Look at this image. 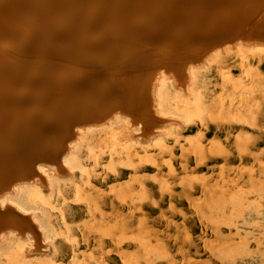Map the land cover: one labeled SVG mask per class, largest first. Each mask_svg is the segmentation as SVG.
<instances>
[{
    "label": "bare ground",
    "instance_id": "6f19581e",
    "mask_svg": "<svg viewBox=\"0 0 264 264\" xmlns=\"http://www.w3.org/2000/svg\"><path fill=\"white\" fill-rule=\"evenodd\" d=\"M260 1L261 0H11V3L6 5V9L8 10V12H10V10L12 12L14 11L13 13H15L16 15H23L24 20L22 18L15 17V14L13 13L8 14L9 16H11L10 18L8 17L6 20H3L2 18L4 16L2 17V11L0 10V19H2L0 20V68L3 69L2 71H0V97L12 96L14 90L10 80L16 78L19 75V72L22 69L20 67L23 65L22 58H26V56H30L29 53H33L32 55H35L34 58L36 59L34 65L33 63L31 65H28L29 63L27 62L24 63L29 66V76L32 77V79H36L37 83L35 82L34 85L33 83L30 84V82H28L29 84H25L22 95H25V93L27 92L34 91V94L38 96L36 99V103H40V101L43 99L42 101L47 102V104H54V106L52 107L53 110L49 109V112H47V109L45 110V112H43L44 117L45 114L46 117H48L45 120L49 124L56 125L53 126V128H57V133H53L54 135L52 137L50 136L51 139L48 137L49 140L46 144H35L36 146H33V148L36 151L34 150L31 152L23 153L21 156H17L16 159L12 161V158H8L5 148H3L5 145L7 146L6 141L13 140L14 138L18 139L24 134L26 138L28 135H33V130L36 127L34 125L35 119L33 120V123L31 121H28L23 129H19V126L16 125L17 122L11 124L9 120L6 119L8 113L12 111L11 107H8L7 102L4 100V102L0 104V237H5L7 241L9 239L15 240L18 249L17 253L19 254V256V250H22L23 256L24 253H26L28 257L34 256V254L39 253L45 246L43 241H41L42 237L43 239H45L44 241H46V238H50L53 240L54 237L53 232L48 231L49 229L42 222V217L44 216H38L36 211L33 210L34 207L32 203L37 198L45 197L46 191L44 188H47V190L50 188L52 189V192H54L53 190H57V193H60V196L65 199L68 194L66 193V188L62 187V184L66 185L64 181L71 179L72 181L70 183L74 184L72 186H75L74 191L77 194H81V190L86 189V187L85 189L82 187L86 186L84 185L85 183L87 184V187H90L94 180H96L93 178L95 176H91L93 173H95L96 167L94 168V170L92 169L93 171H91L90 166V169H88L87 166L90 158L93 159L95 156L96 159L99 160L97 161L98 163L106 153L113 154V151H117V146L122 145L123 148L129 147L133 142L128 145L129 142L127 140H132L131 138L134 137H137L136 139H138L139 142H146L147 145L150 143L149 145H151L152 147L151 141H157V143H159L162 134H165L166 132L173 134L175 129L172 132V129L169 127L170 124L168 123L169 120L171 121L172 119L168 120L167 115L173 114L177 117L183 118V116L181 115V110H183L181 109V105H184V102H191L187 98L188 92H186V89L184 91V88L186 87L184 86L186 85V81L190 82L188 83V85L190 84V94L196 93L192 98V102L193 100H199L201 94H204L202 93L203 89H201V87L205 86L206 82L207 84L208 82H210V80L207 79V70L210 69V64L213 61L215 63L219 60L222 61L221 58H219L221 55H226L233 50H237L242 53L252 52L258 55L263 54L264 0H262L263 2H261V4L259 3ZM106 6L107 9L105 8ZM3 14L6 15L4 12ZM92 21H105L103 23V26L101 27V30L103 32H100V36L106 34V32L108 33V35L106 38V45L102 43L104 47V50L102 51H96L93 49L98 48L99 46H93V48H91L87 44L88 38L85 33H93L90 32L91 25L94 23ZM3 27H9L13 29L12 33L10 34L8 30H2ZM112 33H119V40L115 36L112 37ZM114 45H117L120 48H127L128 46V49H131L132 51L130 62L127 65L128 67L121 72H112L116 69H113L112 67H106L105 64L99 63L101 60H107L110 62L116 60L113 51L117 47L115 48ZM62 47H64V49L66 48L65 51L67 52L69 50L72 51V53L76 56L74 57L75 59H68L65 56L66 53L64 55H61V52H59L61 50L57 49H62ZM31 48L35 49V51H33ZM190 49H195V54L192 56L193 59L183 61L184 51ZM175 53H177L176 56ZM42 54H48L51 55V57L42 58ZM25 64L24 66H26ZM239 64L237 63V65ZM200 69H205L203 71L204 76L202 78L199 77L201 74H198V71ZM103 71H110L112 73L106 72V74H103ZM222 73L224 79H230L231 71L225 69V71H222ZM49 84H54L55 88H51L54 89L53 93L51 92L52 94L44 99V96L49 93L50 88L48 87V89H42L41 87L43 85L46 86ZM33 86L36 87V90L31 89L33 88ZM220 86L222 88L223 84ZM210 91L211 93H213L212 89H210L209 92ZM104 98L107 101L99 102L100 99ZM212 100L215 99L212 98ZM33 102L30 103L32 104ZM39 106L42 110L43 108H41V106L44 105ZM78 109L83 111L85 114H80L78 112ZM90 110H93L92 113L96 112V115H93V117H95L94 119H91L92 113H90ZM33 112L34 110L31 109V107L28 108V115H31ZM81 115L86 116L81 118ZM25 117L26 114H24V118ZM37 117L43 116L37 113ZM190 123L191 121L188 124ZM179 126L181 125L179 124ZM45 127H43L40 136L45 134V132L47 135L50 134V132L47 133L48 128H46V131H44ZM102 127H108V129L114 128L109 129L111 131H108L111 133V137L110 135L104 136L105 134L103 135L104 137L97 136L98 139H95H97L98 142L93 147L89 146L86 154L87 157H83L81 152L79 153L80 144L78 146L77 139L83 140V136L85 133H88V131L90 130L94 131V129H96L98 132V130H100ZM183 127L187 128V124ZM227 127L230 131L234 129V126H231V124H227ZM206 132H208V129ZM47 135H43L44 140L42 141V143L46 142L47 139L45 136ZM122 136L124 137L125 141H122ZM178 140L176 141L179 142L180 140ZM28 141L30 143H33L35 140ZM185 141L187 140L185 139ZM181 143H179L180 146L182 145ZM135 144L136 143H134L133 145ZM140 144H138V147ZM156 144L155 146H157ZM164 144H166L167 146V143ZM135 146L137 147V145ZM98 148L101 150H99V156L97 155V152H95V150L98 151ZM148 148L146 147L144 150L147 151ZM134 149L136 150V148ZM170 149L172 148L170 147ZM82 150L83 149H80V151ZM98 166H100V163L98 164ZM220 166L224 167V165L221 164ZM103 168H105V166H103ZM226 169H228V167ZM107 171L105 168V172ZM120 171L118 172L119 174H114L111 176L104 173L103 179L100 182L102 183V185H106V183H109L111 180L120 179L124 175V171ZM98 176L100 175L98 174ZM223 179L224 178H222V180ZM83 182L85 183L83 184ZM114 185L116 186V184L113 183V186ZM94 186L95 185H93V187L91 188L93 189ZM117 188L119 187L117 186ZM97 190H99V186ZM116 191L119 190H115V192ZM54 193H52V195ZM93 194L95 195V192ZM87 195L88 194H86L85 196ZM104 195L105 194L103 193V196ZM104 199L103 203L101 202L102 208L104 210H110L111 213H114L113 216H115L116 218V214L121 209H119L121 205L117 206L118 204H115L116 200L114 202V200L112 199ZM92 201L91 203H93ZM38 202L40 203L39 200ZM222 202L221 204L224 203ZM89 204L87 206H91V204ZM97 205L99 206V204ZM92 209L95 210L96 207H92ZM92 209L91 211H93ZM43 210L45 209H43L42 207V212ZM45 213L46 212L44 211L43 214ZM94 213L92 212V214ZM225 213L223 212V214ZM108 214L107 211L101 213V219L104 221V223L109 216ZM231 216H233V214ZM90 217L91 216H89V218ZM46 218L48 217L46 216ZM94 218L97 219V217ZM102 220L101 222H103ZM113 220L115 219L113 218ZM168 221L170 222V220ZM255 223H258V220L257 222L255 221ZM112 226L111 228H113ZM114 226H116V223L114 224ZM105 228L107 227L105 226ZM116 237H118V235H116ZM249 237L246 236V238ZM113 238L115 237L113 236ZM179 239L180 238H178V240ZM239 239L241 240V238ZM256 239L257 238L253 240L256 241ZM100 240L102 239L100 238ZM102 242H104V240H102ZM259 242L260 240L258 241V244ZM242 244L243 243H241V245ZM54 245L57 246V244L55 243ZM179 245L181 246L180 243ZM235 250L237 251V249ZM43 252L45 251L43 250ZM63 253H65V251H63ZM216 253L218 254V249ZM191 254H193V252H191ZM49 255L51 256V252ZM232 258L234 259V257ZM63 259H65V257H63ZM167 259L172 260V258ZM174 261L171 262L174 263ZM183 261H185V259H183ZM228 262L229 264L231 263L230 261ZM23 263L25 264L26 262ZM42 263L44 264V262ZM101 263L102 260L101 262H99V264ZM105 264H107V262ZM115 264L118 263L115 262ZM167 264H169V262ZM187 264L189 263L187 262Z\"/></svg>",
    "mask_w": 264,
    "mask_h": 264
},
{
    "label": "rangeland",
    "instance_id": "374dc122",
    "mask_svg": "<svg viewBox=\"0 0 264 264\" xmlns=\"http://www.w3.org/2000/svg\"><path fill=\"white\" fill-rule=\"evenodd\" d=\"M261 2L263 1L261 0L259 3L261 4ZM9 3H11V0H0V10L2 11V17L4 16L2 18L3 20H6L8 17L10 18L11 16L8 14L14 12L11 10L8 12L6 9V5ZM105 8H107V6ZM3 12L6 15H4ZM15 17L23 19V15L21 16V14H15ZM104 22L105 21L101 22V24ZM93 24L91 25V32H93ZM96 24H98V28L103 26L99 25L98 21H96ZM2 30H8L11 34L13 29L3 27ZM114 36L119 40V33H112V37ZM114 47H117L113 51L116 60L112 62L101 60L99 63L105 64L106 67L116 69L112 72H121L128 67L127 65L130 62L132 51L131 49H128V46L127 48H120L119 46L114 45ZM177 53H175V56ZM229 53H227L228 55L226 54L227 56L223 54L219 57L222 61L219 60L216 63L213 61L210 64L211 67L207 70V79H209L210 82H208V84L206 82L205 86L201 87V89H203L202 93L204 94H201L199 100H193L192 102V98L196 93L190 94V84L188 85L190 82L186 81L184 91L186 89V92L189 93H187V98L191 102H184V105H181V109H183L181 110V115L183 118L177 117L173 114L167 115L168 120L172 119L168 122L170 124L169 127L172 129V132L174 129L176 130H174L173 134L169 132L170 136L167 132L162 134L160 138L161 142L160 140L159 143H157V141H151L152 147L149 145L150 143L148 146L146 142H139V140L136 139L137 137H134L131 138L133 141L130 139L127 140L129 142L128 145L133 142L131 144L132 146L130 145L131 147L123 148L122 145L117 146V151H113V154L106 153L107 155L105 154V156L101 158V161L103 160L102 162L100 161L97 163L99 160L96 159L95 156L93 159L90 158L88 162L89 164L87 163L88 169L91 168V171H93L96 167L95 173H93L94 175H91L92 177L95 176L93 178L96 179L92 183L95 185V189L93 188L94 190L91 188L93 187L92 184L90 187H87V184L83 182L86 186L82 187L84 189L86 187V189L81 190V194H77L74 191L75 186H72L74 184L70 183L72 180L69 179L64 181L66 185L62 184V187L66 188L67 192H65L68 194H66L67 197L63 199V197L60 196L61 194L57 193V190H53L54 193L52 192V189L49 188L47 190V188H44L47 193L44 191L45 197L37 198L32 203L34 207L33 210L36 211L38 216L41 215V217H45H42V222L47 226L49 229L48 231L53 232V240L46 238V241H44L45 239L42 237L41 241L45 244L42 249L45 252L41 250V253H36L34 256H31V258L24 252L23 256L22 250H19V256L15 240L9 239L7 241L5 237H0V264H24L23 262L28 264H43L42 262H44V264H99L101 260V264H105L106 262L107 264H115V262L118 264H167L168 262L169 264H174L175 262L177 264H183V262L184 264H187V262L189 264L190 262L191 264H229L228 261L231 262L230 264H264V53L258 55L252 52L242 53L237 50H233ZM32 54L33 53H29L30 56L26 57L28 60L30 59L28 62L31 64L33 63L34 65L36 59L34 58L35 55ZM194 54L195 49L184 51L183 61L193 59L192 56ZM41 57H51V55L42 54ZM237 63L240 64L237 65ZM225 69L231 71L230 79L223 78L222 71H225ZM2 70L3 69L0 68V71ZM204 70L205 69H200L198 71V74H201L199 76L200 78L204 76ZM106 72L107 71H103V74H106ZM112 72L108 71L107 73ZM10 81L12 83V80ZM222 84L223 86L221 88L220 85ZM46 86L43 85L41 88L48 89L49 87V93H53L54 89L51 88H55L54 84ZM34 89L36 90L35 86L33 87V90ZM210 89H212L213 93H211V91L209 92ZM27 94L28 93H25V95ZM29 94L33 96L34 91L29 92ZM25 95L23 94L22 96ZM212 98L215 100H212ZM105 101L107 100L104 98L100 99L99 102ZM34 102L31 104L29 101L31 109L35 108L36 104L41 105V103ZM42 105H44L41 106L43 109L41 110L39 106L38 112L44 117L45 110L48 109L47 112H49V109L53 110L52 107L54 104L45 103ZM190 121L191 123L188 124ZM179 124L181 126H179ZM186 124L187 128H184L183 126H186ZM227 124L234 126V129L231 131L228 130ZM46 128H48L47 133L50 132V134L47 135L45 132L43 135H47L45 137L48 141L49 138L51 139V137L57 132L53 129H50L49 131V127L47 126L44 128V131H46ZM109 129L108 127H102L100 129L101 131L98 130V132L94 129L95 133L93 130H90L88 131L89 134H84L83 140L77 139L78 146L80 144L79 153L81 152L83 157H87L86 154L88 147H93L98 142L97 136L100 137L105 134L104 136L110 135L111 137V133L108 132L111 131ZM207 129L208 132H206ZM184 136L190 139H187ZM183 137L187 141H185ZM121 138L123 139L122 141H125L123 136ZM163 142L167 143L168 147ZM134 143H136L135 145H137V147L133 145ZM179 143L182 145L180 146ZM138 144H140L139 147ZM155 144L157 146H155ZM169 146L172 149H170ZM146 147L151 148L150 150L148 148V150L145 151L144 149ZM134 148H136V150ZM80 149L83 150L80 151ZM99 150V148L98 151L95 150L98 156V153L101 151ZM99 163L100 166H98ZM220 164L224 165V167L220 166ZM103 166H105L106 171L108 170L107 172H105ZM106 166H109L108 169ZM219 167L224 169L221 168V170ZM225 167H228V169ZM120 170L124 171V175L120 179L111 180L109 183H106V185H102L100 181H102L104 173L111 176L119 174L118 172ZM98 174L100 176H98ZM222 178L224 179L222 180ZM113 183L116 184V186L114 185L116 189L114 188ZM98 186L99 190H97ZM117 186L119 188H117ZM115 190H119L120 193L119 191H116V193ZM94 192L95 195L93 194ZM52 193L54 194L52 195ZM103 193L105 194L104 196ZM86 194L88 195L85 196ZM116 194L118 198L116 197ZM77 196L81 197L83 200ZM102 196L104 198L106 196L107 199H112L114 202L116 200L115 204H118L117 206L121 205L119 207V209H121L116 214V218L113 216L114 213H111L110 210L108 211L102 208L104 199ZM91 201L93 203H91ZM221 202L223 204H221ZM89 203L91 206H87ZM97 204H99V206ZM42 207L45 209L43 210V212H46L45 214L42 212ZM92 207H96V209L94 210ZM91 209L93 211H91ZM222 210L224 213H229L228 217L226 213L223 214ZM106 211L107 214L109 213V219L107 217L108 222L106 219L104 223L101 219V213ZM92 212L95 213L92 214ZM231 213L233 216H231ZM259 214L262 217H260ZM46 216L48 218H46ZM89 216L92 218L90 217V219ZM94 217H97V219ZM113 218L115 220H113ZM101 220L103 222H101ZM168 220H170L171 223ZM257 220L258 223H255ZM115 223L117 227L114 226ZM105 226L107 228H105ZM111 226L113 228H111ZM114 231L118 237H116ZM113 236L115 238H113ZM246 236L252 237L246 238ZM254 236L257 238L256 241L253 240L255 239ZM100 238L104 240V242H102ZM178 238L180 239L178 240ZM239 238H241V240ZM257 240H260L259 244ZM240 242L243 244L241 245ZM54 243L57 244V246L54 245ZM76 246H79L78 249ZM217 249L218 254L216 253ZM235 249H237V251ZM62 250L65 251V253H63ZM114 250L117 251L115 252ZM168 251L172 252L170 253ZM50 252L51 256L49 255ZM191 252H193V254H191ZM184 255L187 256L185 257ZM63 257H65V259H63ZM205 257L209 258L207 259ZM232 257H234V259ZM167 258H172V260ZM183 259H185V261H183ZM170 260L172 262L175 261L172 263Z\"/></svg>",
    "mask_w": 264,
    "mask_h": 264
},
{
    "label": "water",
    "instance_id": "95a60500",
    "mask_svg": "<svg viewBox=\"0 0 264 264\" xmlns=\"http://www.w3.org/2000/svg\"><path fill=\"white\" fill-rule=\"evenodd\" d=\"M93 22H95V21H93ZM98 22H99V25H103V24H101V21H98ZM93 27L94 28L92 30L93 31L92 34L85 33L86 36H87V38H88L87 39V44L91 48H93V46H99L101 48L98 47V48H93V49L96 50V51H102V50H104V47H103V44L102 43H104L106 45V43H107V39L106 38H107L108 33L106 32V34L100 36V32H103L101 30V27L98 28V24H96V22L93 24ZM32 50L35 51V49H32ZM57 50H61L59 52H61V54H63V55L66 53L65 56L68 59H72V58L76 57L75 54L72 53V51H70V50L68 52L65 51L66 49H64V47H62V49L59 48ZM27 57L26 58H22V64L23 65L20 67L22 69L19 72V75L16 78H13L12 79V83L11 84H12L13 90H14V93L12 94V96L0 97V104L3 103L4 101H6L8 107L10 106L11 109H12V111L10 113H8V116L6 118L7 120H9V122L11 124H14V123L17 122L16 125L19 126V129H23L26 126V123L28 121H31L33 123V120L35 119V122H34L35 124L34 125L36 127L33 130L34 131L33 132V135H28L27 138H26V136L24 134L23 136L19 137L18 139H15L14 138L13 140L6 141L7 142V146L5 145L3 148H5V150L7 152L6 154H7L8 158H12V161L15 160L17 156H21L23 153L34 151L35 149L33 148V146L46 144L48 142L46 140V142L42 143V141L44 140V138H43V136H40V133L42 132V128L43 127L47 126L50 129H53L54 131L57 130L56 127L53 128V126H56L55 124H53V125L52 124H49L45 120L48 117H43V118L37 117V113H39L38 112L39 111L38 104H36L37 107L33 108L34 112L31 115L30 114L28 115V113H27V110H28V107H29V101L30 102L31 101H36V99L38 97V96H36L34 94L33 96L35 98L33 100V96L32 95L22 96V93H23V90H24L23 88H24V85L25 84H29L28 82H30V84L33 83V85H34L35 82L37 83V80L36 79H32V77L29 76V66L28 65H31V63L28 62ZM24 62H27L29 64L27 65ZM24 64L26 66H24ZM31 89L33 90V88H31ZM27 93H29V92H27ZM50 94H52V93L46 94L44 96V99L46 97H49ZM88 99H89V97H88ZM42 100L40 101L41 105L44 104V103H47V102H43ZM92 111L93 110H90V113H92ZM78 112L80 114H85L83 111H81L79 109H78ZM24 114H26V117L25 118H24ZM91 115H92V118L91 119H94L95 117H93V115H96V112L95 113H92ZM84 116H86V115H84ZM84 116L81 115V118L84 117ZM28 140H35V141L33 143H30ZM29 146H31L32 148L29 147Z\"/></svg>",
    "mask_w": 264,
    "mask_h": 264
}]
</instances>
